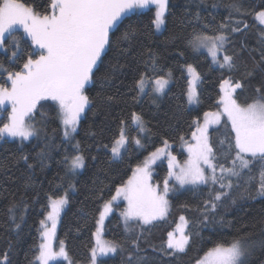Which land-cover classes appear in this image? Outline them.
Wrapping results in <instances>:
<instances>
[{"label": "trees", "instance_id": "trees-1", "mask_svg": "<svg viewBox=\"0 0 264 264\" xmlns=\"http://www.w3.org/2000/svg\"><path fill=\"white\" fill-rule=\"evenodd\" d=\"M21 2L40 14L51 11V0ZM234 2L239 4V13L230 8ZM261 10L264 0H168L160 33L152 23L153 7L124 14L110 32L112 44L106 48L102 62L94 69L93 80L84 89L90 104L80 118L73 142L64 139L57 105L51 100L40 101L26 119L37 130L35 137L0 138V264H39L35 257L41 243V221L47 216L48 197L65 193L67 204L57 218L55 236L63 241L70 264H92L91 249L96 247L95 229L103 205L116 195L117 187L127 183L137 165L165 140L182 161L185 153L177 152L178 145L191 141L196 125L202 122L206 112L218 111L224 80L242 83L243 87L232 93L241 106L264 95V60L261 59L264 26L255 16ZM237 20L242 21L239 27L243 30L232 32ZM221 24L226 25L223 31L227 36L221 57L233 56L232 70L215 66L204 52L193 50L187 43L193 29L212 35ZM130 26L136 31L129 40H123ZM21 33L19 30L12 33L17 50L9 46V36L5 39L7 51L0 50V63L8 71L22 70L30 54L33 59L39 55ZM11 51L17 55L13 57ZM189 64L199 74L195 106L187 99L185 67ZM141 75L148 80L169 76L171 82L160 99H155L151 88L145 89L140 97L136 82ZM0 86H10L7 72H0ZM5 109L0 114V126L8 122L10 106ZM133 113L143 121L146 129L143 138ZM122 129L127 138L126 148L119 159H114L109 149ZM205 135L212 148L210 160L216 165L215 174L219 177L220 165L233 167L235 133L230 121L222 116ZM137 139L141 145L136 144ZM76 154L83 156L84 166L70 173L73 171L69 162ZM22 155L28 157L27 161L20 159ZM239 164L236 160L237 168ZM262 167L257 163L242 170L239 177H231V189L221 190L218 183L213 185L209 181L173 192L168 197L169 208L164 218L148 225L139 220L129 221L127 230L121 215L125 201L123 197L117 198L103 220L101 234L119 247L115 253L97 259L96 264H194L216 244L227 246L240 237H246L245 241L255 246L244 264H264V196L256 195ZM168 175L166 162L155 165L156 183L170 180ZM216 191L228 195L213 201L217 204L214 210L210 206L206 210L205 202L212 201ZM13 205L15 208L10 213ZM181 216L187 222L189 243L185 252L166 255L160 249L166 248L168 233ZM5 254L7 261H3Z\"/></svg>", "mask_w": 264, "mask_h": 264}, {"label": "snow or ice", "instance_id": "snow-or-ice-1", "mask_svg": "<svg viewBox=\"0 0 264 264\" xmlns=\"http://www.w3.org/2000/svg\"><path fill=\"white\" fill-rule=\"evenodd\" d=\"M155 5L156 11L152 23L156 29H160L165 23V11L168 0H51V14L37 13L34 8L22 3L21 0H0V46H4L6 34L11 33L17 25L21 26L28 37L31 38L33 46L39 51L37 58L28 56L23 63L22 70L8 71L0 63V72H7L8 80L11 81V88L0 86V109H5L6 102L11 103V113L8 115V122L0 126V138L5 135L9 137H19L21 140H28L37 135V130L27 123L28 117L36 109L40 101L51 100L59 106V117L64 126V136L68 138L80 121L85 108L90 104V99L84 94L86 84L91 82L95 76L94 69L98 62H102V55L106 48L110 47L112 41L110 32L117 25L121 17L135 9L148 8ZM213 7H216L213 4ZM230 8L239 13L240 7L237 2L230 5ZM260 24H264V10L255 14ZM197 18H199L197 14ZM242 21H236V27L232 32H240L239 27ZM247 28V24L244 25ZM225 24H221L212 35L204 32H193L187 43L193 50L206 49L212 62L218 64L220 68L227 67L232 70L235 67L234 58L230 55H223L222 60L219 53L224 50L227 36L224 34ZM136 29L129 27L122 37L129 40ZM17 47V45H13ZM17 55L16 51L12 56ZM264 60V54L261 57ZM188 71L192 74L189 82V98L195 94L194 83L199 79V74L192 65H188ZM107 79V77H105ZM141 92L145 88V77L141 75L136 82ZM167 84V80L157 78L154 82V91L162 92ZM225 85L228 87L225 88ZM241 82L224 80L221 89L224 96L221 98L224 108L223 114L227 115L231 122V130L235 133L234 148L236 150L233 167L225 168L220 165L221 175L216 176V165L212 164V148L207 142L205 135L209 123H218L220 113L206 112L203 128H198L199 136L194 132V145L188 146L189 159L183 165L176 164V157L168 153L169 176L174 177L180 187L191 185L197 187L207 184L209 181L215 185L219 184L220 189H231L233 187L231 177H239L242 170L260 163L264 165V95L257 98L246 106H241L233 98L232 93L242 88ZM260 89H257V93ZM111 99V97H108ZM6 110V109H5ZM133 115L134 122L143 130V121L140 116ZM212 117L211 120L208 118ZM123 123V122H122ZM183 139V137H181ZM136 144H140L137 139ZM127 143V138L123 129L120 136L113 143L111 148L113 157L120 156V150ZM167 141H164L167 146ZM78 146V145H77ZM231 147V146H230ZM163 148H158L147 158L142 165H137L132 177L126 184L116 188V195L111 200L105 202L103 211L100 213L98 224H102L105 216L111 211L112 201L123 197L127 201L128 207L121 215L125 221L127 230L129 221L140 220L142 224H151L154 220L162 219L168 210V200L166 199L170 188L168 180L164 181L162 191H158L148 183L149 168L156 159L165 155ZM20 159L27 161L28 157L22 155ZM236 160H239V167H236ZM201 164L207 165L212 174L206 175ZM84 166V158L76 155L71 158L70 171H76ZM28 167H32L31 164ZM228 195L225 191H216L212 201H206V210L210 206L212 210L217 207L213 201H220L222 197ZM257 196H264V167L260 171V182L256 192ZM51 211L47 213V220L51 221V227L45 226L41 233L44 242L39 245V255L35 260L39 264H50L57 257L68 260L67 252L63 241H60L59 251H54L51 240L55 235L57 218L61 210L67 204V194L48 197ZM234 203V201H233ZM15 205L9 208L13 212ZM14 219V217H13ZM182 221L184 217L180 218ZM207 219V217H205ZM41 224L45 222L42 220ZM19 227V224L16 225ZM100 229H97L99 236ZM180 235L177 238L174 233H168L166 248L160 251L166 255L183 253L189 243V236L183 229H179ZM246 237L235 239L231 244L225 246L216 244L205 252L202 259L196 264H243L245 256L249 253L245 245ZM136 244V241H133ZM138 248V244L136 245ZM100 255L115 253L119 245L111 241H97ZM173 250L171 253L168 250ZM92 264L97 261V248L91 249ZM7 254L3 261H7ZM131 260V257H129Z\"/></svg>", "mask_w": 264, "mask_h": 264}, {"label": "rangeland", "instance_id": "rangeland-1", "mask_svg": "<svg viewBox=\"0 0 264 264\" xmlns=\"http://www.w3.org/2000/svg\"><path fill=\"white\" fill-rule=\"evenodd\" d=\"M149 7H153V9H154V16H155V11H156V7H155V5H151V6H149ZM144 9H146V8H144ZM142 10V9H141ZM51 12H52V9H51V11H50V13L49 14H51ZM166 13H167V8H166V11H165V16H166ZM259 22V21H258ZM165 24V23H164ZM164 24L161 26V28L158 30V29H156V27H155V31L157 32V33H160L161 32V30H163V28H164ZM263 26H264V24H262ZM15 30H19V31H21L22 33V35L23 36H25L26 38H28L30 41H31V38L30 37H28L27 36V34L24 32V30H23V28L21 27V26H19V25H17L16 26V28L13 30V31H15ZM13 31L11 32V33H9V34H6V38L5 39H8L7 37L9 36V38H10V41H8V43H10L9 44V46H11V47H14L13 45L15 44V45H17V47H15L16 48V50H17V48H18V44H17V42H16V39H14V36L12 35V33H13ZM32 42V41H31ZM6 46H8V45H5L4 44V46H0V50H2V51H4V52H6L7 51V47ZM36 49V48H35ZM37 50V49H36ZM197 51V50H196ZM199 52H204L209 58H210V60H211V62H212V59H211V57L208 55V53H207V50L206 49H200V50H198ZM13 51H11V53H12ZM37 52H38V54H39V51L37 50ZM219 55V58L222 60V58L223 57H221V53H219L218 54ZM38 57V56H37ZM36 57V58H37ZM213 63V62H212ZM215 66H219L218 64H215V63H213ZM194 68V67H193ZM195 69V68H194ZM185 70H186V73H187V76H188V91H187V99H188V102H189V104L191 105V106H195L197 103H198V90H197V87H198V82H199V79L198 80H196L195 81V83H194V90H195V94H194V96H193V98L190 100V98H189V88H190V84H189V82L192 80V74L191 73H189V71H188V67L186 66L185 67ZM197 72V71H196ZM145 77V88H144V91L143 92H141L140 91V89H139V92H140V97L144 94V92L148 89V88H151L152 89V92H153V94L155 95V99L157 100V99H160L161 97H162V95H163V93L166 91V89H167V87L169 86V84H170V82H171V80H170V77L169 76H166V77H163V79H165V80H167V84H166V86H165V88H164V90L162 91V92H157V91H154V82H155V80L157 79V78H151V79H149L148 80V78L146 77V76H144ZM146 80H148V81H146ZM9 83H10V86L8 87L9 89L11 88V81L9 80ZM89 84V83H88ZM88 84H86V86L88 85ZM85 86V87H86ZM228 86L227 85H225V88H227ZM146 89V90H145ZM224 96V91H222V89H221V97H220V102H219V109H218V111H216L215 113H220L221 115H220V117H222V116H224V117H226L227 118V115L226 114H223V108H224V105H223V102H222V97ZM55 104H56V102H54ZM57 105V111H58V116H59V106H58V104H56ZM7 106H10V113H11V103H10V105H9V103H6L5 104V108L7 107ZM86 109V108H85ZM3 109H0V114H1V111H2ZM9 113V114H10ZM209 113H212V112H209ZM83 115V114H82ZM81 115V116H82ZM30 117V115L28 116V117H26V119L27 118H29ZM209 120H211L212 119V117H209L208 118ZM228 119V118H227ZM59 121H60V123H61V120H60V117H59ZM136 123V122H135ZM204 123H205V116H203V118H202V122L200 123H198L197 125H196V127H195V130H194V132L197 134V136H199L200 135V133L197 131V129L198 128H203L204 127ZM231 123V122H230ZM62 124V123H61ZM137 124V123H136ZM215 123H209L208 125H207V129L208 128H210L211 127V125H214ZM63 128H64V126H63ZM138 130H139V134H140V136H141V138H143L145 135H146V129H145V127H144V125H143V130H141L140 129V127L138 126ZM193 132V133H194ZM193 133H192V136H191V141H189V142H182L180 145H178V151L177 152H179V151H183L184 153H185V155H184V158H183V160L182 161H179L178 159H177V153H175L174 151H173V149H171V144H169V143H167V146H165V144H163L161 147H159V148H163L164 150H165V155H161V156H159L157 159H156V162L155 163H153V164H151V166H150V168H149V179H148V183H149V185H151L152 187H155L158 191H162L163 190V187H164V182L161 184V183H156V181H154L153 180V172H154V167H155V165L157 164V163H160V162H162V161H164V162H166V167H168V161H169V157H168V153H170L171 154V156H174V157H176V164H178V165H183L184 163H185V161H187L188 159H189V153H188V146L189 145H194L195 143H196V141L193 139ZM63 134H64V132H63ZM73 134H74V132H72L71 134H70V136L68 137V138H65V136H64V139L65 140H67L68 142H70V143H72L73 142ZM36 136V135H35ZM35 136H33V137H35ZM4 137H7V138H11V139H21V138H19V137H9V136H7V135H5ZM3 137V138H4ZM33 137H30L29 139H31V138H33ZM28 139V140H29ZM75 143V142H74ZM139 145H141V144H139ZM112 148V147H111ZM111 148L109 149V151L111 152V155H112V157H113V154H112V151H111ZM126 148V144L124 145V147L123 148H121V150H120V156L122 155V153H123V151H124V149ZM157 150V149H156ZM156 150L155 151H153V152H156ZM153 152H151L144 160H143V162L147 159V158H149L150 156H151V154L153 153ZM76 155H79V154H76ZM120 156L119 157H116V158H114V159H119L120 158ZM143 162L140 164V165H142L143 164ZM69 165H70V162H69ZM201 167L202 168H205V173H207V175H211L212 174V172H211V169L207 166L206 167V165L205 164H201ZM168 169H169V167H168ZM75 172H77V171H75ZM75 172H70V173H75ZM134 172V171H133ZM220 173H221V171H220ZM132 175H133V173L131 174V176L130 177H132ZM169 176V175H168ZM170 177V176H169ZM171 181V182H170ZM168 184H169V188H170V191H169V193H168V195H167V197H166V199L168 200V208H169V199H168V197H169V195L171 194V193H176V192H179V191H184V190H188V189H192V188H194L193 186H191V185H185L184 187H180L178 184H177V182L175 181V178L174 177H171L170 178V180H168ZM125 201V208H124V211H125V209H127V207H128V204H127V201L126 200H124ZM49 211H51V209H50V207H48V210H47V213L49 212ZM167 212H168V210H167ZM167 212H166V214H167ZM166 214H165V216H166ZM164 216V217H165ZM163 217V218H164ZM181 217H184V216H181ZM181 217H179L178 218V220H177V223H176V225H175V227H174V229L171 231L172 233H174V235L178 238L179 237V235H180V232H179V229H183V231H184V233L186 234V235H188L187 234V231H186V226H187V222H186V219H185V217H184V220L182 221L180 218ZM157 220H159V219H157ZM132 221H138V220H132ZM140 221V220H139ZM154 221H156V220H154ZM153 221V222H154ZM45 224L44 225H42V228H41V233L45 230V226H47L48 228H50L51 227V221H49V220H47V216H46V218H45ZM131 222V221H130ZM141 222V221H140ZM142 223V222H141ZM57 224H58V220H57ZM56 224V225H57ZM100 229V232H99V236H97V229ZM102 233V224H97V226H96V229H95V239H96V247H97V241L99 240L100 242H104V241H106L105 239H104V237H103V234H101ZM60 241L61 240H59L55 235H54V237L52 238V240H51V244H52V247H53V249H54V251H59V247H60ZM44 242V238H43V236L41 235V243H43ZM40 243V244H41ZM244 243H245V245L248 247V249H249V253L245 256V258H244V261H243V264H244V262L250 257V255L252 254V251L254 250V248H255V246L252 244V243H249L248 241H244ZM187 246V245H186ZM64 248H65V245H64ZM38 255H39V251H38ZM37 255V256H38ZM107 255H100V253H99V248L97 247V259H99V258H103V257H106ZM204 256V255H203ZM203 258V257H202ZM202 258H200V259H202ZM199 259V260H200ZM58 261H64L66 264H70V262H69V260H65L63 257H57V259L56 260H54V261H51L50 262V264H52V263H54V262H58ZM38 262V261H37ZM197 262V261H196ZM196 262L194 263V264H196ZM39 263V262H38Z\"/></svg>", "mask_w": 264, "mask_h": 264}]
</instances>
